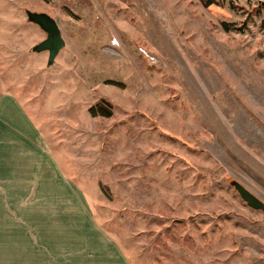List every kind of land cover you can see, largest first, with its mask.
I'll return each mask as SVG.
<instances>
[{
  "label": "rangeland",
  "instance_id": "374dc122",
  "mask_svg": "<svg viewBox=\"0 0 264 264\" xmlns=\"http://www.w3.org/2000/svg\"><path fill=\"white\" fill-rule=\"evenodd\" d=\"M27 9L58 24L50 65ZM231 180L264 202V0H0V198L52 199L0 202V264H41L85 217L130 264H264Z\"/></svg>",
  "mask_w": 264,
  "mask_h": 264
},
{
  "label": "crops",
  "instance_id": "0c3cea01",
  "mask_svg": "<svg viewBox=\"0 0 264 264\" xmlns=\"http://www.w3.org/2000/svg\"><path fill=\"white\" fill-rule=\"evenodd\" d=\"M9 100V99H7ZM16 109L18 107L14 105ZM19 110V109H18ZM14 118L15 122H20L22 120H26L25 117H10V119ZM22 119V120H21ZM14 121V120H13ZM23 122V121H22ZM13 201H23L25 204L22 206V208L18 209L17 213L14 214V216L19 218H26L31 217L37 218L40 217L41 210L38 209L37 202L41 201H52L51 198L48 199H42L41 195L37 194H25V195H4L1 196L0 202H13ZM32 207V209H28L29 207ZM6 210V211H5ZM4 214L2 216H12L9 215L11 212L13 213L14 210L12 209H4V211L1 209ZM44 212H51L50 210H45ZM59 214L57 213V217H65L64 211L60 210ZM77 213H80V210L76 211ZM49 214V213H48ZM86 222L85 223H78V228L74 227H68L67 235H65V240L63 242L57 243L54 245V243H49L44 246L46 252L41 254L38 253L35 254V261L41 262V264H130L128 258L125 256L124 261H122L121 255L116 251L110 243H105V237L98 233L95 229H93V239H95V244L86 245L85 236L88 239V234L86 233L87 226L90 225L92 222H89L88 217H85ZM61 222V221H60ZM67 222V221H66ZM89 222V223H88ZM34 225H36V221H33ZM69 226H72V224L69 222ZM93 227V226H92ZM66 228V227H65ZM63 237V235H60ZM70 236L76 238L74 239V242H70L71 238ZM76 236V237H75ZM33 246H37L38 244L33 243ZM41 244V243H40ZM59 244V245H58ZM40 247V245H38ZM39 248L36 247L35 250L37 251ZM43 248H41L42 250ZM40 250V249H39ZM48 251H50L48 253ZM38 255V256H37Z\"/></svg>",
  "mask_w": 264,
  "mask_h": 264
},
{
  "label": "water",
  "instance_id": "95a60500",
  "mask_svg": "<svg viewBox=\"0 0 264 264\" xmlns=\"http://www.w3.org/2000/svg\"><path fill=\"white\" fill-rule=\"evenodd\" d=\"M25 14L29 22L38 25L45 33V38L33 45L31 50L34 52L47 51V64H52L55 56L65 44L56 20L45 12L31 11L27 9ZM230 184L249 207L255 210H260L264 213V202L262 200L238 181L231 180Z\"/></svg>",
  "mask_w": 264,
  "mask_h": 264
},
{
  "label": "trees",
  "instance_id": "16d2710c",
  "mask_svg": "<svg viewBox=\"0 0 264 264\" xmlns=\"http://www.w3.org/2000/svg\"><path fill=\"white\" fill-rule=\"evenodd\" d=\"M201 1L205 5L215 2V0H201ZM221 25L225 30H229L230 28H236L235 25H233L232 23L222 22ZM89 112L93 115L99 114L103 116H109L111 113V106L106 101L100 100L99 102L89 107Z\"/></svg>",
  "mask_w": 264,
  "mask_h": 264
}]
</instances>
